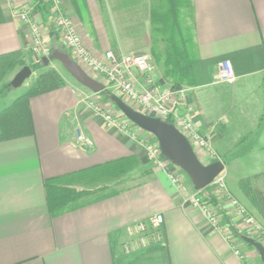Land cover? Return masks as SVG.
I'll return each instance as SVG.
<instances>
[{
  "label": "crops",
  "instance_id": "0c3cea01",
  "mask_svg": "<svg viewBox=\"0 0 264 264\" xmlns=\"http://www.w3.org/2000/svg\"><path fill=\"white\" fill-rule=\"evenodd\" d=\"M29 2L51 52L58 50L62 44L51 13L40 12L36 2ZM190 2L191 8L181 13L190 22L187 53L196 63L198 79L195 85H173L187 89L174 107L187 114L218 151L224 170L236 166L232 173L237 185L247 180L264 195V0ZM61 3L91 53H150L157 65L154 82L163 90L172 86L163 76L162 43L155 47L147 37L152 33L150 21L160 18L156 13L169 10L165 0ZM113 21L123 24L111 27L108 22ZM30 43L27 25L11 15L7 0H0V72L4 70L0 91L5 88L0 92V264H260L255 249L237 237L234 245L244 259L233 254L196 208L182 204L165 173L148 160L141 141L145 136L133 137L134 129L121 131L85 110L78 87L65 81L53 91L25 96L38 75L31 70L33 78L24 90L6 88L23 67L20 63H42V57L31 53ZM222 59L231 62L233 83L214 82ZM48 68L51 61L41 72ZM135 78L144 83L136 72ZM75 129L91 139V148L74 145ZM193 150L202 164L213 162L204 150ZM121 158H132L134 167L101 186L74 180L76 190L91 192L63 211L49 210L45 180ZM229 194L264 228L261 212L242 190L229 189ZM226 203L219 205L230 224L245 232L242 215ZM157 213L163 215L165 247L123 254L122 228Z\"/></svg>",
  "mask_w": 264,
  "mask_h": 264
},
{
  "label": "built area",
  "instance_id": "2783aa9c",
  "mask_svg": "<svg viewBox=\"0 0 264 264\" xmlns=\"http://www.w3.org/2000/svg\"><path fill=\"white\" fill-rule=\"evenodd\" d=\"M42 1L49 8L57 38L77 64L83 63L92 68L106 79L111 88L118 90L120 94L130 100L140 103L142 107L147 109L149 115L152 113L151 116L161 119L169 117L173 122L172 124L185 136L192 147H200L209 150V152L211 151L208 140L199 134L187 114L174 107L175 101L178 100L177 98L183 93L184 89L173 86L168 90H159L152 83L153 80L148 77L147 74L154 69L149 54L130 53L116 55L111 51H105L101 56L93 55L84 46L72 19L63 12L61 0ZM7 3L11 15L25 23L29 28L31 53L39 57H45L49 54L51 48L45 41L46 33L41 22L33 16L32 10L25 0H8ZM135 72L144 76V83L137 82ZM235 79L236 76L230 60L224 59L220 61L214 75V82L233 83ZM79 98L85 110L93 115L103 117L109 125L116 126L121 131H127L126 124L118 123L110 115L87 102L85 97L80 96ZM131 135L135 137L134 133ZM141 141L146 149L148 160L165 173L175 188L182 204H189L196 208L202 214L204 220L224 238L233 254L243 260L244 256L234 245V235L230 227L222 221L217 208L206 200L199 193L200 191L187 190L179 168L162 156L158 142L152 135L143 137ZM74 145L82 150H88L92 147V141L79 131L75 135ZM224 179V176L217 175L208 185L211 192L214 195L217 192L226 193L229 196L227 198H229L230 204L236 207L238 211L244 212L242 206L227 191ZM253 219H249L251 229L254 232L261 230V224ZM162 224L163 215L157 213L124 226L122 228L123 238L120 243L123 253L129 256L146 250L165 247Z\"/></svg>",
  "mask_w": 264,
  "mask_h": 264
},
{
  "label": "trees",
  "instance_id": "16d2710c",
  "mask_svg": "<svg viewBox=\"0 0 264 264\" xmlns=\"http://www.w3.org/2000/svg\"><path fill=\"white\" fill-rule=\"evenodd\" d=\"M34 1L35 8L40 12H48L47 4H44L40 0H30ZM167 3L168 11H171L172 15L175 12H180L181 9H190L191 2L190 0H165ZM151 23L154 27L153 33L156 31L162 34V43L163 45V62L165 65L164 69V78H167L172 82L173 85H195L197 82L196 76H194L195 71V62L192 61L187 53V41L186 39L179 40L177 37L176 29V18L173 21H166L164 19H152ZM154 41V40H153ZM61 52L67 53L65 49H62L61 46H57ZM69 56L70 54L67 53ZM72 58V57H71ZM223 60V59H222ZM8 63V61H5ZM21 66H24V63H20ZM4 73V70L2 71ZM1 73V74H2ZM65 85V80L63 77L53 68H48L43 72H40L31 83L29 89L25 93V96H35L43 93H47L58 89ZM10 85H6V88ZM3 88L0 92H3ZM118 109V108H117ZM126 118V117H125ZM164 121L168 123H173L172 120L167 117L163 118ZM133 124V123H132ZM134 125V124H133ZM135 126V125H134ZM132 158H121L118 160L110 161L105 164L98 166H93L88 169L82 170L80 172L67 174L63 176H58L55 178H50L45 180L44 187L46 193L47 206L49 210L53 213H58L63 211L67 206L73 204L79 200L82 196H86L91 191L87 190H76L72 186V182L76 179L84 180V183L93 184L101 182L102 180H111L118 178L132 169L133 163H130ZM239 186L247 198L250 200L251 204L257 207L261 212L262 218H264V195L256 193L254 191L249 181L242 180L239 181ZM208 187L200 190L199 193L207 190ZM96 191V190H95ZM206 200L211 202L218 210L221 215V219L225 224H227L233 235L243 236L232 228L228 218L224 214V211L220 208L218 202H216L212 196L205 197ZM260 242V241H259ZM250 248H253L251 245L247 244Z\"/></svg>",
  "mask_w": 264,
  "mask_h": 264
},
{
  "label": "water",
  "instance_id": "95a60500",
  "mask_svg": "<svg viewBox=\"0 0 264 264\" xmlns=\"http://www.w3.org/2000/svg\"><path fill=\"white\" fill-rule=\"evenodd\" d=\"M51 59L58 61L77 83L88 90L98 93L104 89L103 84L89 76L67 53L53 50L49 57H42L41 61L44 66H48ZM31 72V68L24 65L14 75L9 85L12 88L20 87L30 77ZM109 98L131 123L150 133L157 140L162 156L185 173L195 191L206 188L217 175L223 172L224 164L220 160L202 164L191 144L172 123L138 112L115 95ZM241 239L255 249L261 263L264 264V245L249 236L243 235Z\"/></svg>",
  "mask_w": 264,
  "mask_h": 264
},
{
  "label": "rangeland",
  "instance_id": "374dc122",
  "mask_svg": "<svg viewBox=\"0 0 264 264\" xmlns=\"http://www.w3.org/2000/svg\"><path fill=\"white\" fill-rule=\"evenodd\" d=\"M41 2H43L42 0H40ZM7 2H8V0H7ZM25 2L28 4V6H29V8L32 10L33 9V6H32V4L29 2V0H25ZM44 3V2H43ZM44 4H46V3H44ZM47 8H48V6H47ZM168 8V7H167ZM161 12H163V11H158V13H156V16H158V17H160L159 19L160 20H162V19H164V20H166V21H173V20H175V18H176V21H177V24H176V29H177V37H178V39L179 40H182L183 38L184 39H186V41H187V47H188V45H189V41H188V39H189V36H188V34L190 33V28H189V26H190V22H189V20H188V18L185 16V15H183L182 13H181V10H180V12H175L174 13V15H172L171 13H173V12H171V11H166V10H164V13H161ZM48 13H50V11H49V8H48ZM67 15V14H66ZM155 15V14H154ZM109 23V25L111 26V24H113V25H115V28H117V27H120L122 24H123V21H121V22H119V21H113V22H108ZM150 25H151V31H152V33H151V36H150V34H148L147 35V37H148V39L149 40H151L152 42H153V45L155 46V47H157L159 44H161L162 43V41H161V39H162V34H160V33H158L157 31H156V33H153V30H154V27H153V25H152V23H151V21H150ZM51 26V25H50ZM112 27V26H111ZM123 27V26H122ZM122 27H121V30H122ZM51 29H52V27H50ZM53 29H54V27H53ZM139 29V28H138ZM137 29V32H139V30ZM153 35V36H152ZM58 39V38H57ZM59 40V39H58ZM154 40V41H153ZM155 41H157V42H155ZM59 42H60V40H59ZM61 43V42H60ZM162 46L164 45L163 43L161 44ZM160 45V46H161ZM61 47H62V49H65L66 50V48L63 46V45H61ZM67 51V50H66ZM112 52V51H111ZM149 52V51H148ZM51 53V52H50ZM50 53L49 54H47L46 56L47 57H49L50 56ZM68 53V52H67ZM104 52H102L101 54H100V56L103 54ZM134 53H147V52H145V51H137V52H134ZM91 54H93V53H91ZM147 54H149V56H150V58H151V62L153 63V65H154V69H153V71L152 72H150L149 74H147L148 75V77L150 78V79H152L153 81H152V83L155 85V87H158V89L159 90H163V89H160L159 88V86H157V84H156V81L154 82V79L152 78V75L153 74H155L154 72H157V65H156V63H155V61H153V58H152V56H151V54L150 53H147ZM93 55H95V54H93ZM70 57H72V56H70ZM73 59V58H72ZM89 76H91L93 79H95L96 81H98L99 83H101V84H103V86H104V89L101 91V92H98V93H94V92H92V91H90V90H88L87 88H85V87H83V86H81L79 83H77L67 72H66V70L63 68V66L58 62V61H54V60H52L51 59V67L53 68V69H55L62 77H63V79L65 80V81H67V82H70L71 84H73L74 86H76V87H78V89H79V93H80V96L81 97H85L86 98V101L87 102H89V103H91V104H93V105H95L97 108H99L101 111H103V112H105L106 114H108V115H110L112 118H114L118 123H121V124H126L127 126H126V128L128 129V128H130V130H132V129H134L133 131V133L135 134V135H137V137L139 138V139H141L142 138V136L144 135V136H149V135H151L150 133H148V132H145V131H143V130H141L140 128H138L137 126H134L127 118H125V116L117 109V107L111 102V100H110V96L111 95H115V96H117V97H119L120 99H122L126 104H128L131 108H133V109H135L136 111H138V112H141V113H143V114H146V115H149V112L147 111V109H145L144 107H142V105H140V103H138V102H135V101H132V100H130L129 98H127L126 96H124V95H122V94H120V92L118 91V90H115V89H113V88H111L110 87V85L107 83V81H106V79L103 77V76H101V75H99L96 71H94L92 68H90L89 66H87V65H85V64H83V63H79L78 64ZM30 66V68H31V70L34 72V73H40L41 71H42V69L44 68V66H43V64L41 63V62H39V63H37V64H35V65H29ZM2 75H3V73L1 74V72H0V77H2ZM138 75H140V74H138ZM143 79H144V76H142V75H140ZM33 77H30V78H28V79H26V81H25V83L22 85V86H20V87H17L16 88V91H21V90H24V86H25V84L26 83H28V82H30V80L32 79ZM138 87H141V86H138ZM171 87H173V86H171ZM170 88V87H169ZM168 88V89H169ZM184 88V87H183ZM167 89V90H168ZM185 90H187L186 88H184ZM140 90V89H139ZM185 90L183 91V93L185 92ZM182 93V94H183ZM79 96V97H80ZM152 115V113L150 114V116ZM79 133V130L78 129H75V131H74V138H75V135H77ZM193 148V147H192ZM196 149H198V150H204L205 151V153H206V155L207 156H209V157H211L212 158V160L211 161H217V160H220V161H222L221 160V156H220V154L218 153V151L216 150V149H214V148H210V152H209V150H207V149H204V148H198V147H196ZM155 166V165H154ZM227 167V166H226ZM230 167H232V171H231V169H229V167L227 168L228 170V172L226 171V168H225V170H223V172L222 173H220V175H222V176H224V178H225V176H226V180H225V184H227L228 186H226V189H227V191L229 192V189L232 191V192H234V193H238V191H241V189H240V187H239V185H237L236 183H235V179L233 178L234 176H235V173H232V172H236L235 171V167L236 166H230ZM180 170V169H179ZM180 172H181V175H182V177H183V180H184V182L186 183V184H188L189 186H190V188H192L191 189V191L192 190H194L193 189V187H192V184L190 183V181H189V179H188V177L185 175V173L184 172H182L181 170H180ZM228 173V174H227ZM105 181H108V180H102L101 182H98V185L100 184V186L101 185H103L104 183H107V182H105ZM104 182V183H103ZM91 187V186H90ZM93 187V186H92ZM208 188V190H205V191H203V193H200L204 198L207 196V197H211L212 196V198L216 201V202H218V204H219V202H221V204L222 203H224V202H227L226 204L227 205H230V206H232L231 204H230V201H229V198H227V197H229V196H227V194L226 193H223V192H217L215 195L211 192V189H210V187L209 186H207ZM232 198H234L233 196H232ZM235 199V198H234ZM238 202V201H237ZM220 206V205H219ZM221 208V207H220ZM232 208L234 209V211L235 212H237L238 213V215L239 214H241L242 215V219H241V223L243 224L242 226H243V228L245 229V232H242V231H240V230H238V228L235 226V224H234V226L232 225V223L230 224L231 226H232V228H234V230L236 231V232H238V233H240V234H243L244 236H249V237H252V238H254L255 240H257V241H260L263 245H264V228H262L261 227V230L259 229V230H256V232H254L252 229H251V226H250V222H249V219H253L254 217L253 216H251V214H249V212L245 209L244 210V208H243V210H244V212H240V211H238V209L236 208V207H233L232 206ZM219 213V212H218ZM236 213V214H237ZM219 216L221 217V215L219 214ZM255 219V221L257 222V219L256 218H254ZM253 219V220H254ZM223 221V220H222ZM229 221V220H228ZM230 222V221H229ZM238 239H240L241 240V238L239 237V236H236ZM234 239H235V236H234ZM243 241V240H242ZM244 242V241H243ZM245 243V242H244ZM246 245H247V243H245ZM248 246V245H247ZM124 254V253H123ZM135 255V254H134ZM260 260V259H259ZM260 264H262L261 263V261H260Z\"/></svg>",
  "mask_w": 264,
  "mask_h": 264
}]
</instances>
